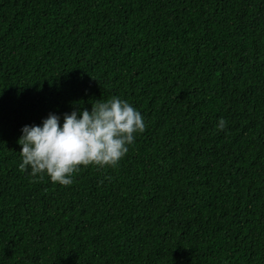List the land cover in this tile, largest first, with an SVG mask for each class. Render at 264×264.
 Masks as SVG:
<instances>
[{"label": "trees", "instance_id": "trees-1", "mask_svg": "<svg viewBox=\"0 0 264 264\" xmlns=\"http://www.w3.org/2000/svg\"><path fill=\"white\" fill-rule=\"evenodd\" d=\"M112 96L146 124L116 168L19 170ZM0 264H264V0H0Z\"/></svg>", "mask_w": 264, "mask_h": 264}, {"label": "clouds", "instance_id": "clouds-1", "mask_svg": "<svg viewBox=\"0 0 264 264\" xmlns=\"http://www.w3.org/2000/svg\"><path fill=\"white\" fill-rule=\"evenodd\" d=\"M226 127L227 121L221 118L217 130ZM145 130L141 113L118 96L96 100L90 111L65 113L62 124L57 114L49 113L42 125L22 127L19 170L30 169L33 178L43 180L46 175L54 184L69 186L82 167L116 168L136 134Z\"/></svg>", "mask_w": 264, "mask_h": 264}]
</instances>
